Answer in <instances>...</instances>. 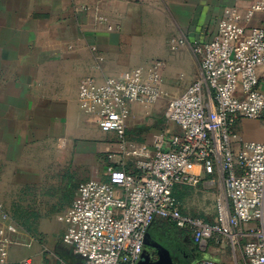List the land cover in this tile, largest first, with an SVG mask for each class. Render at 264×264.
Returning a JSON list of instances; mask_svg holds the SVG:
<instances>
[{"label": "crops", "instance_id": "obj_1", "mask_svg": "<svg viewBox=\"0 0 264 264\" xmlns=\"http://www.w3.org/2000/svg\"><path fill=\"white\" fill-rule=\"evenodd\" d=\"M258 1L0 0V228L15 227L8 234L19 242L3 264H83L63 241L79 185L109 181L111 167L134 169L116 134L83 109L81 82L158 64L163 98L132 104L126 129L153 150L182 133L166 109L202 75L193 42L211 41L226 11L244 14ZM263 22L260 13L248 25ZM217 249L209 243L219 263Z\"/></svg>", "mask_w": 264, "mask_h": 264}, {"label": "built area", "instance_id": "obj_2", "mask_svg": "<svg viewBox=\"0 0 264 264\" xmlns=\"http://www.w3.org/2000/svg\"><path fill=\"white\" fill-rule=\"evenodd\" d=\"M260 13L264 0L244 14L228 10L211 41L193 42L202 75L166 109L168 121L182 133L160 140L153 150L129 141L126 129L132 104L163 98L158 64L149 73L137 69L103 82L93 77L81 82L83 109L97 117L102 131L116 134L119 154L134 164L132 170L111 167L109 181L79 185L64 218L63 241L83 264H140L157 220L189 232L206 251L210 242L226 243L234 253L239 247L242 262L236 264H264V142L247 141L237 130L242 120L264 116V22L248 25ZM95 21L107 18L97 13ZM217 176L223 188L217 221L185 214L176 191L198 188L207 178L212 184ZM9 232L15 227L0 228V264L8 247L19 243Z\"/></svg>", "mask_w": 264, "mask_h": 264}, {"label": "rangeland", "instance_id": "obj_3", "mask_svg": "<svg viewBox=\"0 0 264 264\" xmlns=\"http://www.w3.org/2000/svg\"><path fill=\"white\" fill-rule=\"evenodd\" d=\"M238 132L247 141L264 142V116L260 119H244L238 124ZM205 182V181H204ZM202 183L198 188L183 187L177 191L183 211L187 215L200 217L214 223L218 219V199L222 192V182L217 176L212 184ZM244 243V242H243ZM211 245L221 254L220 264L242 262V253L237 247L224 244ZM218 257L201 248L192 235L174 224L157 220L150 228L144 252V264H197L206 259ZM50 259V257H48Z\"/></svg>", "mask_w": 264, "mask_h": 264}, {"label": "water", "instance_id": "obj_4", "mask_svg": "<svg viewBox=\"0 0 264 264\" xmlns=\"http://www.w3.org/2000/svg\"><path fill=\"white\" fill-rule=\"evenodd\" d=\"M147 235H148V234H147ZM144 263H145V262H144V254H143V258H142L140 264H144Z\"/></svg>", "mask_w": 264, "mask_h": 264}, {"label": "trees", "instance_id": "obj_5", "mask_svg": "<svg viewBox=\"0 0 264 264\" xmlns=\"http://www.w3.org/2000/svg\"><path fill=\"white\" fill-rule=\"evenodd\" d=\"M178 190H179V189H178ZM178 190H177V191H178ZM177 191H176V196H177V198H178ZM178 199H179V198H178Z\"/></svg>", "mask_w": 264, "mask_h": 264}, {"label": "flooded vegetation", "instance_id": "obj_6", "mask_svg": "<svg viewBox=\"0 0 264 264\" xmlns=\"http://www.w3.org/2000/svg\"><path fill=\"white\" fill-rule=\"evenodd\" d=\"M145 252V251H144Z\"/></svg>", "mask_w": 264, "mask_h": 264}]
</instances>
